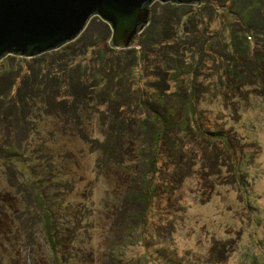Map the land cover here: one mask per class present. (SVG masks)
I'll return each instance as SVG.
<instances>
[{"label": "rangeland", "instance_id": "obj_1", "mask_svg": "<svg viewBox=\"0 0 264 264\" xmlns=\"http://www.w3.org/2000/svg\"><path fill=\"white\" fill-rule=\"evenodd\" d=\"M173 4L149 7L176 61L152 55L113 74L111 54L105 68L88 54L80 82H95L101 68L109 75L77 96L79 116L37 100L26 109L39 133L31 130L19 146L33 172L0 168V264H264V41L236 55L234 77L214 59L228 54L219 41L210 54L198 51L217 28L214 4L187 3L180 17L165 7ZM73 99L63 86L54 102ZM143 99L162 115L155 124ZM162 124L168 134L154 146L146 129ZM114 138L118 159L101 145ZM39 190L56 220L55 250L33 219ZM144 191L152 192L148 205L125 199Z\"/></svg>", "mask_w": 264, "mask_h": 264}, {"label": "trees", "instance_id": "obj_2", "mask_svg": "<svg viewBox=\"0 0 264 264\" xmlns=\"http://www.w3.org/2000/svg\"><path fill=\"white\" fill-rule=\"evenodd\" d=\"M215 6V15L217 18V28L214 33L207 36V39H203L199 45L200 54H210L209 47L211 41L214 39L228 50V54L217 53L214 57L217 62H223L224 69H228V72L237 77L239 75V66H234L236 55L246 56L254 45L255 40L264 41V0H210ZM226 2H228L226 4ZM163 5V4H162ZM177 16L186 14L185 4L176 3L166 8L171 7ZM164 7V6H162ZM170 11L165 10L164 13ZM185 27V26H184ZM184 29V28H182ZM163 26L161 21L155 17V12H150V18L148 23L139 31L137 38L134 42V46L126 49H121L124 55L113 56V53L118 50L112 47L109 42L103 44V48H95L98 42L101 40H108L110 37L111 29L108 22L101 19L98 15H93L88 20L86 26L83 28L78 37L70 40L58 48L51 49L42 52L33 57H22L18 55L9 56L0 62V168L17 174L19 172L25 174L26 172L31 173L32 168L25 161V156L21 152L20 143L31 130L39 133L37 115L33 120L36 123L30 122L27 119L26 109H29L34 102L42 103L43 107L52 105L53 109L56 110L60 106H64L65 112L69 118L72 116H79V109L77 99L82 95H86L89 92V87L98 86L102 82V77L108 76V71L105 68L107 65V57L105 55L111 54V60L113 59L114 66L111 72L121 73L127 71L129 67H125L128 64L134 67H140L144 60L148 56H154L157 59H163L169 54V63L176 61L174 52L177 51L172 46L173 44H165L169 37L164 35ZM90 54V58L94 61L104 62L101 66V70L98 74L94 75L95 82H88L87 85L82 84V76L85 73L84 63L85 56ZM171 55V56H170ZM105 58V60H104ZM119 58V59H117ZM88 61V62H90ZM231 62L232 67H229L227 63ZM87 63V62H86ZM110 63V60H108ZM222 64V63H221ZM88 65V63H87ZM171 66L168 65L167 68ZM178 67V66H177ZM180 69V68H177ZM111 73V74H112ZM175 75V74H174ZM92 81V80H91ZM106 82H104L105 84ZM108 85V83H106ZM66 86L67 94L72 96L74 99L69 102L66 100L55 101L56 97L61 88ZM96 86V87H97ZM109 86V85H108ZM107 87V86H106ZM65 88V87H64ZM112 89V88H110ZM162 91V89H161ZM118 93L110 91V97L116 96ZM157 95V94H156ZM162 97L170 96V94H161ZM78 96V97H77ZM159 98V97H157ZM131 101L130 103H132ZM143 107L146 111L149 109L150 118L153 124L159 121L162 116L158 112L154 111L152 107H148L147 100H142ZM187 102L191 103L189 99ZM118 103V102H117ZM189 103V104H190ZM192 105H195L192 102ZM196 107V105H195ZM190 110V109H189ZM192 112L194 108L191 109ZM105 110L102 113L103 116H107L109 111ZM167 117V116H166ZM143 118L142 120H144ZM123 119H121L122 122ZM147 120V119H146ZM112 123L117 124L119 120H111ZM167 125V124H166ZM116 125L112 127V133L116 134L118 127ZM164 125L155 128L147 127V133L152 138V143L157 144V141L161 140L168 133ZM52 131V130H51ZM157 131V133H155ZM53 132V131H52ZM117 138L106 140L102 145L106 157H113L118 159L121 156L118 148L114 146ZM38 144L33 149H37ZM157 147V146H156ZM155 147V148H156ZM120 148V146H119ZM154 155L157 152L152 150ZM19 162V166L16 162ZM27 164L24 170L23 164ZM157 160L153 157L152 168L155 169ZM26 171V172H25ZM152 185L150 190H152ZM152 192H132L125 197L126 200L133 201L137 199L139 201H146L145 204H149L152 199ZM36 201L39 203V209L34 214L33 219L39 220L44 229L43 233L47 234L49 244L53 250L56 249L58 238L55 237L57 229L55 228V218L53 216L52 207L44 199L43 194L40 192L36 193ZM142 215V212L140 213Z\"/></svg>", "mask_w": 264, "mask_h": 264}, {"label": "water", "instance_id": "obj_3", "mask_svg": "<svg viewBox=\"0 0 264 264\" xmlns=\"http://www.w3.org/2000/svg\"><path fill=\"white\" fill-rule=\"evenodd\" d=\"M153 0H0V59L33 57L74 39L93 15L108 22L109 44L127 48L150 18ZM197 3L199 0H159ZM207 1V0H205Z\"/></svg>", "mask_w": 264, "mask_h": 264}]
</instances>
